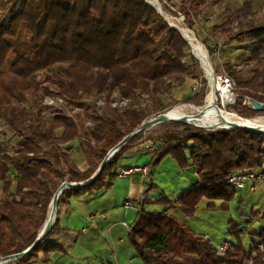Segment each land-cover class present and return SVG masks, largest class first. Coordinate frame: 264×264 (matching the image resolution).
<instances>
[{
  "label": "trees",
  "instance_id": "trees-1",
  "mask_svg": "<svg viewBox=\"0 0 264 264\" xmlns=\"http://www.w3.org/2000/svg\"><path fill=\"white\" fill-rule=\"evenodd\" d=\"M207 1L180 0L178 11L189 28ZM166 2L175 6L173 0ZM0 13V121L10 133L0 131L3 258L33 244L66 176L70 182L87 181L110 149L150 115L170 105L169 94L191 75L187 63L196 60L181 34L145 0H0ZM246 18L247 13L241 12L235 20L243 24ZM243 41L256 44L251 57L257 69L245 81L234 72L230 76L247 90L242 96L263 103L264 97L257 93H264V58L260 57L264 23H248L239 39ZM114 96L127 100L128 107L112 108ZM46 97H58L70 110L81 112L74 118L63 112L53 115L43 106ZM144 97L151 100L150 109L140 107ZM96 100L104 104L101 113ZM190 101L191 97L185 100ZM235 108L241 109L244 118L259 113L248 110L241 100ZM180 126L182 133L166 132L152 139L158 148L146 173L167 157L181 170H195L198 185L183 192L175 203L185 216L192 217L203 199L209 206L220 201L218 210H228L236 192L225 183L227 177L248 171L264 176V133L206 132ZM141 136L121 148L89 187L65 191L58 204L110 184L117 176L118 162ZM13 138L17 139L14 144ZM75 140L88 168L84 172L67 152V145ZM157 202L168 204L163 198ZM56 229L57 221L29 255L11 264H35L40 255L47 262L50 254L63 252L50 240ZM243 232L232 225L229 234L235 244L220 252L167 211L148 213L140 208L129 241L142 264H188L184 256L194 259L190 264L262 263L264 230L251 232L250 253L242 246Z\"/></svg>",
  "mask_w": 264,
  "mask_h": 264
},
{
  "label": "crops",
  "instance_id": "crops-1",
  "mask_svg": "<svg viewBox=\"0 0 264 264\" xmlns=\"http://www.w3.org/2000/svg\"><path fill=\"white\" fill-rule=\"evenodd\" d=\"M147 143L148 141H143L134 145L122 159L130 155L142 157L125 163L120 160L115 172L132 167H146L154 154L152 150L145 149ZM67 152L80 171L88 169L76 140L67 145ZM144 159L146 162L141 165L140 162ZM167 159L169 160L165 161ZM174 175L180 176L178 182L173 180ZM198 183L199 179L193 168L181 170L167 157L149 175L136 173L125 177L116 176L110 184L93 194L66 197L60 204L57 229L50 239L63 252L50 254L47 262L40 255L35 264H105L113 254L115 258L110 264H140L136 261L137 254L128 240L130 232L123 225L124 223L128 229L131 228L137 210L126 209L123 206L125 200L148 213L167 211L217 250L223 246L227 250L235 244L229 234V229L235 225L244 230L241 243L244 251L250 253L254 239L251 232L264 230L263 226H259L260 222L264 223V186L247 183L235 193L226 211L218 210L222 202L216 201L209 206L210 202L203 199L192 217L185 216L175 203L183 192ZM162 198L168 204L157 202ZM245 236L251 239L247 247L243 243ZM258 248L261 249L259 245ZM254 257L252 252L251 259ZM182 260L190 264L194 259L184 256ZM245 264L253 263L248 260ZM259 264H264V257Z\"/></svg>",
  "mask_w": 264,
  "mask_h": 264
},
{
  "label": "rangeland",
  "instance_id": "rangeland-1",
  "mask_svg": "<svg viewBox=\"0 0 264 264\" xmlns=\"http://www.w3.org/2000/svg\"><path fill=\"white\" fill-rule=\"evenodd\" d=\"M158 1L162 5L164 12L172 19V21H174V23L181 25L183 24L185 27L190 29L195 34L198 41L204 46L205 50L207 51L209 60L213 68L214 75H217L218 73L221 72L226 73L235 82L237 87V92L240 94V96H242V93H244L247 90L244 87H239L237 85L236 81L232 78V76H230V72H234L238 74L240 78L243 81H245L250 79L254 71L257 69L255 61L251 57V53L255 49L256 44H250L246 41L239 42V39L243 37V32L246 30V26L248 23H251L254 26H260L261 24L264 23V0H208L206 6L194 19V26L192 29L189 28L187 22L185 21L184 15L178 11V8L180 7V0H173V3L175 4L174 7L171 6V4H169L168 2H166V0H158ZM241 12L247 13V18L245 22H243V24L235 20V18L239 16ZM2 16L3 13H0V18H2ZM231 37L233 40H230ZM190 54L192 55L191 49H190ZM260 57L264 58V45L260 47ZM193 58L196 60L195 64L189 62L187 63L190 69H192L191 75L186 76L184 78V81L181 84H179L174 90H172V92L168 96V98L171 101L170 105L168 107H165L161 111L150 115L146 120L181 105H194L197 107H202L205 105L206 97L211 90L210 88L211 83L206 77L204 71L202 70L198 59L194 56ZM193 88H196L195 92L193 91ZM250 93H255V92L250 90ZM257 94L262 95L264 97V93L262 92H258ZM189 97H191V101L185 102V100ZM113 99H119V98L118 96H114ZM97 102H101V100H96V104ZM218 103L220 104V102ZM237 103L231 108L226 107V111L236 116L244 118L243 115L240 116L242 114L240 113L241 109L235 108ZM139 105L140 107L150 109L152 103L151 100L144 97L140 101ZM96 106L98 107L97 108L98 112L101 113V109L103 106H99V105ZM80 112L81 109H79L78 113ZM248 116L249 118H256V117L264 118V111L256 115L251 114ZM87 126L90 127V125ZM190 128L199 129L206 132L217 131V130H206V129L193 128V127ZM183 130L184 127L180 126V124L174 122H165L156 125L150 128L149 130L145 131L144 133L140 134L142 135L141 138L134 141L133 145L137 146L138 143L150 139V141H148V143L145 145V148H147V150L149 149L154 152L158 148V145L155 142H153L152 139H155L166 132L182 133ZM0 131L5 132V134L8 136L10 135L9 131L1 121H0ZM218 131H227V130L219 129ZM16 142L17 139L13 138L12 143L14 144ZM144 154H146V152ZM141 157L142 156L139 155H130L123 159L121 158L120 160L122 163H125V162L135 161L134 158L138 159ZM168 160L169 159L165 161ZM145 162L146 161L144 159L140 162V164L142 165ZM179 177L180 176L174 175L173 180H176V182H178ZM65 181L70 182L67 176L65 177L64 182ZM1 192H2V186L0 185V196H1ZM60 207H61L60 204H57L56 216H58ZM231 212L233 213L234 211ZM260 224L261 225L259 226L264 227L263 222H260ZM243 243L247 247L251 243L250 237L247 238V236H245L243 238ZM135 258L138 263L142 264V261L139 257L136 256Z\"/></svg>",
  "mask_w": 264,
  "mask_h": 264
},
{
  "label": "bare ground",
  "instance_id": "bare-ground-1",
  "mask_svg": "<svg viewBox=\"0 0 264 264\" xmlns=\"http://www.w3.org/2000/svg\"><path fill=\"white\" fill-rule=\"evenodd\" d=\"M152 7L156 8L172 26L179 29L185 40L188 42L193 55L200 62L201 68L206 77L212 84V89L208 93L205 105L197 107L194 105H181L166 111L167 120H185L190 125L202 127L206 130L229 129L232 126H240L244 128L264 129V118H242L226 111V100L223 98L221 104L214 103L217 100L215 94L214 72L209 60L207 51L204 46L198 41L195 34L185 27L183 24H176L164 12L162 5L158 0H146ZM179 23V22H178ZM169 122V121H167ZM46 223L51 222L56 217L55 209L50 208L48 211Z\"/></svg>",
  "mask_w": 264,
  "mask_h": 264
},
{
  "label": "built area",
  "instance_id": "built-area-1",
  "mask_svg": "<svg viewBox=\"0 0 264 264\" xmlns=\"http://www.w3.org/2000/svg\"><path fill=\"white\" fill-rule=\"evenodd\" d=\"M214 81H215V94L217 97V101L220 102V104L223 101V98L226 100V107H232L234 106L238 101H242V104L245 106L246 103H251L253 100L249 96H240V94L237 92V87L235 82L224 72L218 73L217 75H214ZM210 88L212 89V84L210 85ZM193 91H196V88H193ZM261 103V102H259ZM96 105L104 106L103 102H97ZM129 102L125 99H112L111 101V107L118 109V110H124L128 107ZM261 105L264 106L263 103ZM43 106L49 111L51 114H55L56 112H63L66 114V116L70 118H74L75 114L79 112V108H74L73 110H70L66 103L58 98V97H46L43 101ZM87 125H90L88 123ZM3 137V135H1ZM147 169L146 167H132V168H126L122 169L117 173L118 177H125V176H131L136 173H143L146 174ZM225 183L228 184L234 192H238L242 190L247 183H254L260 186H264V176L259 171H248L242 174L229 176L225 179ZM123 206L126 209H132L135 208L137 212L140 210V207H134L130 201L125 200L123 203ZM123 225L127 228V230L130 232V229L126 226V224L123 223ZM261 248V246H259ZM226 249L225 246L220 247L219 251L224 252ZM115 258V255L113 254L111 259L106 262L105 264H110L111 261Z\"/></svg>",
  "mask_w": 264,
  "mask_h": 264
},
{
  "label": "water",
  "instance_id": "water-1",
  "mask_svg": "<svg viewBox=\"0 0 264 264\" xmlns=\"http://www.w3.org/2000/svg\"><path fill=\"white\" fill-rule=\"evenodd\" d=\"M146 1V0H145ZM146 3L148 5H150L147 1ZM151 6V5H150ZM152 7V6H151ZM154 8V7H152ZM156 12L163 17V19L165 20V22L172 28L177 30L183 40L188 44V42L185 40L183 34L179 31V29H177L176 27L172 26L170 23H168L167 19L156 9ZM189 46V44H188ZM190 48V47H189ZM193 55V53H192ZM194 56V55H193ZM195 57V56H194ZM214 103H217V100L214 101ZM245 107L248 110H253L255 112H262L264 111V106L261 105V103H259L258 101H252L250 104L246 103ZM174 122L177 124H182V125H187L193 128H200V129H204L202 127H198V126H193L190 125L187 121L185 120H167L166 119V113H160L146 121H144L136 130H134L132 133H130L129 135H127L126 137H124L116 146H114L112 149H110L108 151V153L106 154L105 158L103 159V161L101 162L100 166L98 167V169L96 170V172L87 180L84 182H80V183H73V182H63L60 187L57 189L56 193L54 194L50 206H49V210L50 208L53 207V209H55V212L57 214V204H58V200L60 198V196L67 190L70 189H84L89 187L94 181H96L103 168L105 167V165L109 162V160L124 146H126L131 140H133L135 137H137L138 135L144 133L145 131L149 130L150 128L165 123V122ZM235 129H243L249 132H254V133H264V129H256V128H244V127H240V126H232L229 129H225V130H235ZM49 213V212H48ZM48 216V215H47ZM47 220V218H46ZM46 220L42 226V228L40 229L37 238L35 239V241L33 242V244L28 247L26 250H24L21 253H17V254H13V255H9L3 258H0V264H11L23 257H25L26 255H29L40 243L41 241L50 233V231L53 229L56 221H57V216L55 217V219L51 222L46 223Z\"/></svg>",
  "mask_w": 264,
  "mask_h": 264
}]
</instances>
